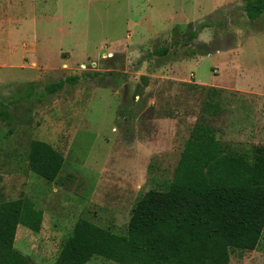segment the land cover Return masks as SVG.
<instances>
[{"label": "rangeland", "instance_id": "374dc122", "mask_svg": "<svg viewBox=\"0 0 264 264\" xmlns=\"http://www.w3.org/2000/svg\"><path fill=\"white\" fill-rule=\"evenodd\" d=\"M9 3L0 0V200L28 197L42 210L38 232L17 228L27 262L54 264L79 218L125 234L136 200L171 184L197 127L224 155L251 161L264 146V13L248 18L244 0ZM32 140L63 155L54 181L29 169ZM229 256L264 264V231L255 249Z\"/></svg>", "mask_w": 264, "mask_h": 264}, {"label": "trees", "instance_id": "16d2710c", "mask_svg": "<svg viewBox=\"0 0 264 264\" xmlns=\"http://www.w3.org/2000/svg\"><path fill=\"white\" fill-rule=\"evenodd\" d=\"M250 19L264 13V0H244ZM202 24L199 29L209 27ZM192 30L188 38L196 37ZM164 46L153 51L164 56ZM191 57L194 51H184ZM70 76L44 85L47 93L74 84ZM36 94L35 84L24 86ZM216 91V89H210ZM186 142L171 184L144 192L131 209L125 234L79 218L54 264H86L99 256L118 264H227L229 249L253 250L264 231V146L245 156L224 155L206 127ZM29 169L47 182L60 173L64 158L50 144L32 140ZM42 210L28 197L0 200V264H37L14 249L18 226L38 232Z\"/></svg>", "mask_w": 264, "mask_h": 264}, {"label": "water", "instance_id": "95a60500", "mask_svg": "<svg viewBox=\"0 0 264 264\" xmlns=\"http://www.w3.org/2000/svg\"><path fill=\"white\" fill-rule=\"evenodd\" d=\"M126 94V85H124V91H123V96Z\"/></svg>", "mask_w": 264, "mask_h": 264}, {"label": "crops", "instance_id": "0c3cea01", "mask_svg": "<svg viewBox=\"0 0 264 264\" xmlns=\"http://www.w3.org/2000/svg\"><path fill=\"white\" fill-rule=\"evenodd\" d=\"M9 1H16V0H8V4L10 5L11 3H9ZM197 84H200V83H197Z\"/></svg>", "mask_w": 264, "mask_h": 264}]
</instances>
